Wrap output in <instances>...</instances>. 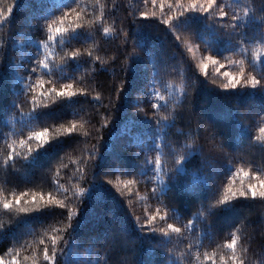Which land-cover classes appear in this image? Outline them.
<instances>
[{
    "label": "snow or ice",
    "instance_id": "snow-or-ice-1",
    "mask_svg": "<svg viewBox=\"0 0 264 264\" xmlns=\"http://www.w3.org/2000/svg\"><path fill=\"white\" fill-rule=\"evenodd\" d=\"M14 3L15 0H12L6 8L0 7V26L7 24L10 27L8 17L11 15ZM96 3L98 0H92L93 6H89L90 17L86 15L80 0H72L71 4L62 7L58 14H53L42 20L37 35L43 38L35 41L36 51L33 56L29 57L25 64L18 65L23 72L27 73V78L19 77L23 87L13 100L14 106L10 111L19 114L21 121L28 114L39 112L54 103L77 96L89 97L91 101L100 104V109H93L95 118L89 117L86 122L91 131L84 138L87 139L88 135L95 133L92 136L95 143L90 149H81V155L76 160L77 168L72 176L67 178L69 181L67 188L63 184H59L61 168L67 167L62 164V160L69 150L75 151V146L81 143L79 134L85 128V122L82 121L77 111L71 116L73 117L71 119L39 123L32 121L27 125L21 123L24 128L29 130L27 135L22 134V129L18 130L21 134L15 140L10 138L15 133L4 134L6 151L3 159L6 183L9 170L16 169L9 167L10 161L14 164L16 158L21 155L23 158H29L36 149L57 137L74 134L78 139L43 170L42 176L47 178V182L41 180L32 186L23 187V190H13L12 192H5L0 188V209L3 210L5 217L0 220V229H3L5 224L10 223L19 214H27L45 208L54 209L57 213L50 220L52 223L48 222L42 225L39 232L33 229L24 238L13 241L18 246H8L0 255V264H83V261L78 259V254L87 256L90 249H94L95 254L87 261V264H93V262L105 264L107 253L110 250L107 238L102 246L91 242L81 244L72 233L74 218L78 214L82 198L94 179H101L110 185L124 204L130 203V196L137 195L133 192V185L138 187L143 183L147 187L148 184H151L150 191H146L143 198L145 200L154 199L156 201L155 210L151 207L147 208L143 219L140 216L132 215L136 227L142 235H145L147 243L153 248L165 250L171 258L176 252V246L188 241L185 246V255H190L195 247L197 257L202 256L205 264H217V251L214 250L211 253L207 250L202 253L199 251L201 247L205 249L208 247L205 240H208L209 245L212 243L209 237L213 235L211 228L208 227L205 231V228H201L200 222L206 221V226L209 225L212 214L217 209L240 199L248 200L252 204L264 205V112L251 116L242 114L239 118L243 126L251 133L246 147L259 151V162L252 158L245 160L239 153L233 154L234 150H229L225 146L222 137L217 132L210 134L218 149L215 155H212L204 152L202 146L194 138L182 139L181 136L173 138L174 132L170 139L166 138L168 136L166 130L172 129L173 125L181 120L182 113L186 110L183 101L190 100L189 93L186 89H179L183 93L182 96L179 99H172L170 105L168 99L172 98L173 92L177 89L169 84L167 91L162 94L155 87L157 81L149 79L145 86L136 92L134 96L136 103L132 107V111L153 122L152 146L149 147L138 133L129 130L130 139L126 147L130 149L131 154L137 160L136 170L126 172L124 168L117 165L115 171L109 170L99 177L94 176L93 169L100 142L103 133L112 121L113 101L119 98L124 87L123 78L113 82L108 91V105L105 106L100 103L101 91H96L91 86H82L85 77H95L106 64V61L102 60L100 56L93 55V51H100L98 47V39L101 34L100 25L103 23V17L107 15L105 9L108 8L107 5H101L98 15L94 7ZM148 3L149 0H144L145 9H147ZM150 3L152 10L137 9L132 15L135 18H154L169 27L181 49L188 54L193 53L194 49H203L199 61L193 63V68L207 81L209 68L216 72L221 79L212 78L211 85L222 90L246 88L264 90V70L257 69L254 57H246L248 44L256 43L258 46L264 47V7H259L264 4V0H259V4L256 0H244L243 7L240 6V0H234L235 7L233 3H224L222 0H150ZM157 8L159 11L156 10ZM189 11L207 14L208 21L216 25L217 32L233 42L234 50L224 56H217L212 54L204 44L190 43V41H195L192 35L173 28L172 24L175 18ZM253 21L255 22V34H246L245 29L252 28ZM78 32H83L86 35L78 41L72 40V35ZM110 32L114 33L121 41L117 45V55L123 56L121 68L126 72L130 58L138 55L140 50L129 39L128 30L123 27L122 22L119 28L107 26L102 28L103 36H108ZM4 39L5 36L0 35V44L4 42ZM56 41H58L57 46L62 54L57 52L56 47L53 46ZM85 43H87V47H84ZM235 55H240L242 58L229 59L230 56ZM191 60L195 61V57H191ZM71 61H87V63L79 71L68 74L66 69ZM260 63H264V61ZM233 64L239 65V69L231 70ZM156 73L157 69L152 68L151 76L154 77ZM92 82L94 84L95 80L93 79ZM21 94L24 96L23 100H20ZM146 95L149 98L148 105L141 107L140 103L143 102V97ZM29 102L31 108L25 112V106ZM177 107L179 111L176 110ZM252 121L258 124V127H255V132L258 135L252 133ZM190 150L199 151L201 158L200 166L192 170L191 183L203 181L212 186L213 192L206 202L198 203L199 211L193 212L186 223L180 224L179 216L173 215L174 205L168 196L163 194L162 187L169 179L175 177L178 168L181 172L184 170L180 165L190 154ZM220 160L225 161L230 167L226 173L217 175L215 169L217 161ZM53 167L56 169L54 172ZM141 169H146V174H141ZM241 175L247 177L248 182H242L237 186L235 179ZM71 181H75V183L73 184ZM81 184L87 186H81ZM127 210L131 214V210ZM250 223L247 216L241 217L230 227V239H224L222 244L215 245L217 250L223 249L218 257L219 264H264V244L251 254L255 256V260L250 262L252 236L245 231ZM154 224H163L164 226L153 227ZM197 229H200V232L193 243L191 234ZM151 235H155L156 239H150ZM25 244L28 245L27 248L24 247ZM81 248L84 249L83 253L80 252ZM22 252L27 254L21 256ZM101 252L104 255H99ZM180 259L183 260L184 257L182 256ZM123 264H130V261L125 258ZM158 264H166V262L159 261ZM172 264H177V262L173 261Z\"/></svg>",
    "mask_w": 264,
    "mask_h": 264
},
{
    "label": "trees",
    "instance_id": "trees-1",
    "mask_svg": "<svg viewBox=\"0 0 264 264\" xmlns=\"http://www.w3.org/2000/svg\"><path fill=\"white\" fill-rule=\"evenodd\" d=\"M11 2L12 0H0V7L6 8L7 4ZM71 2L72 0H15L11 15L8 17L10 27L7 24L0 26V35L5 36L4 42L0 44V188L5 192L23 190V187L32 186L41 180L47 182V178L42 176L43 170L78 139L74 134L57 137L36 149L29 158H23L21 155L16 158L14 164L10 161L9 167L16 169L9 170L6 183L3 159L6 151L4 134L15 133L10 137L15 140L21 134L18 130L22 129V134L27 135L29 129L24 128L21 123L27 125L32 121L39 123L71 119L76 111L79 113L82 121L85 122V128L79 134L81 143L75 146V151L69 150L62 160V164L67 167L61 168L59 184H63L65 188L69 187L67 178H70L77 168L76 160L81 155V149H90L95 143L92 139L95 133L88 135L87 139L84 138L91 131L86 122L89 117L95 118L93 109H100V104L91 101L89 97L77 96L62 100L39 112L28 114L23 118V121L19 114L10 111L14 106L13 100L23 87L19 77L27 78V73L23 72L18 65L25 64L28 58L33 56L36 51L35 41L43 38L37 35L40 22L53 14H58L62 7L70 5ZM222 2L233 3V6H236L234 0H222ZM256 2L259 4V0ZM80 4L86 15L90 17L89 6H93L92 0H80ZM101 5L108 6L105 9L107 15L103 17V23L100 25L101 34L98 39L100 51H93V55L100 56L102 60L106 61V64L95 77H85L82 86H91L96 91H101L100 103L105 106L108 105V91L113 82L123 78L124 87L119 98L113 101L112 121L103 133L100 142L93 169L94 176L99 177L109 170L115 171L117 165L124 168L126 172L136 170L137 160L131 154L130 149L126 147L130 139L129 130L138 133L149 147L152 146L153 122L132 111V107L136 103L134 99L136 92L141 90L149 79L157 81L155 87L162 94L167 91L169 84L177 89L173 92L171 99L166 98L170 105L172 99H179L182 96L183 93L179 89H186L189 93L190 100L183 101L186 110L182 113L181 120L173 125L172 129L166 130L168 132L166 138L170 139L173 132L175 133L173 138L175 136H181L182 139L194 138L202 146L204 152L215 155L218 149L210 134L217 132L222 137L225 146L229 150H234L233 154L239 153L245 160L252 158L259 162V151L246 147L251 133L243 126L239 118L242 114L251 116L264 112V90L259 88L222 90L211 85L212 78L221 79L216 72L209 68L207 81L193 68V63L199 61L203 49H194L193 53L188 54L181 49L169 27L154 18H135L132 15L137 9L152 10L150 0L147 9L144 7V0H98V3L94 5L98 15ZM240 6H244V0H240ZM259 7H264V4ZM156 10L159 11L158 8ZM121 22L123 27L128 30L129 39L140 50L138 55L130 58L126 72L121 68L123 56L117 55V45L121 43L120 39L111 32L106 37L102 34L103 27L119 28ZM172 24L173 28L192 35L195 41H190V43L204 44L212 54L224 56L234 50L233 42L217 32L216 25L208 21L207 14L189 11L175 18ZM254 29L255 22L253 21L252 28H246L245 33L254 35ZM85 35L83 32H78L71 38L78 41ZM57 45L58 41L54 42L53 46L56 47V51L61 52ZM84 47H87V43L84 44ZM247 48L246 57H254L257 69L264 70V63H260L264 61V47L251 43L247 45ZM193 56L195 61L191 60ZM241 58L240 55L229 57L232 60ZM86 63L87 61H71L66 71L68 74L75 73ZM152 68L157 69L154 77L150 74ZM238 69L239 65L237 64L231 66L233 71ZM93 79L95 80L94 84ZM113 96L115 97L114 92ZM23 99L24 96L21 94L20 100ZM148 99L147 95L143 97L140 106L148 105ZM30 108L31 103L29 102L25 106V112H28ZM176 110L179 111V108L177 107ZM252 124V133L258 135L255 132V127H258V124L255 121H252ZM200 164L199 151L190 150V154L180 165L184 170L181 172L178 168L175 177L169 179L162 187L163 194L168 196L174 205L173 215L179 216L180 224L186 223L193 212L200 210L199 202H206L212 195L211 185L203 181L191 183L192 170L198 168ZM229 167L225 161H217L216 174L226 173ZM55 170L53 167V172ZM141 174H146V169H141ZM242 182L247 183L248 178L242 175L237 176L236 185L239 186ZM71 183L74 184L75 181H71ZM81 186L86 187L87 185L81 184ZM132 187L133 192L137 195L130 196V203L124 204L106 182L101 179L92 181L82 198L78 214L74 218L72 233L78 243L91 242L102 246L107 238L110 250L107 253L105 264H123L125 258L130 261V264H158L159 261H164L166 264H172L173 261H176L177 264H205L202 256L197 257L195 247L190 255H185V246L188 241L177 245L176 252L171 258L165 250L153 248L147 243L145 235H142L136 227L132 215L140 216L143 219L147 208L151 207L155 210L156 201L143 198L146 191H150L151 184L146 187L141 183L138 187L136 185ZM127 209L131 210V214ZM56 214V210L45 208L27 214H19L10 223L5 224L3 229H0V255L8 246H18L13 241L24 238L33 229L39 232L42 225L48 222L52 223L50 220ZM243 216H247L251 221L245 231L252 236L250 262L255 260V256L251 254L264 244V205L252 204L244 199L217 209L212 214L209 225L206 226V221L200 222L201 228H205L207 231V228L210 227L213 235L209 237L212 243L209 245L208 240H205L208 247L206 249L201 247L199 251L201 253L205 250L210 253L214 250L217 251V264H219L218 257L223 249L217 250L215 245L222 244L224 239H230V227ZM4 218L3 210L0 209V220ZM53 226L55 225L53 224ZM163 226V224L153 225V227ZM199 232L200 229H197L191 234L193 243ZM149 238L155 240L156 236L151 235ZM24 247L27 248L28 245L25 244ZM83 251L84 249L81 248L80 252L83 253ZM24 254L27 253L22 252L21 256ZM93 254H95V250L90 249L87 256L78 254V259L83 261V264H87ZM99 255H104V253L101 252ZM182 256L183 260L180 259Z\"/></svg>",
    "mask_w": 264,
    "mask_h": 264
}]
</instances>
